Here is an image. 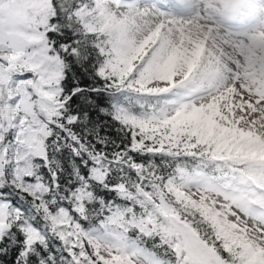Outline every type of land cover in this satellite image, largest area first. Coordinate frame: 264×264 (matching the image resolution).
<instances>
[{
  "label": "snow or ice",
  "instance_id": "1",
  "mask_svg": "<svg viewBox=\"0 0 264 264\" xmlns=\"http://www.w3.org/2000/svg\"><path fill=\"white\" fill-rule=\"evenodd\" d=\"M0 264H264V0H0Z\"/></svg>",
  "mask_w": 264,
  "mask_h": 264
}]
</instances>
